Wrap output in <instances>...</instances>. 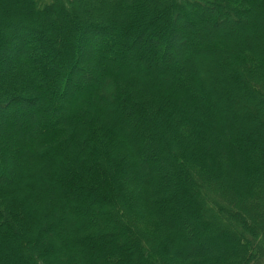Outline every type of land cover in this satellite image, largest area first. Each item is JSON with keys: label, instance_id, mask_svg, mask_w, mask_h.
<instances>
[{"label": "trees", "instance_id": "trees-1", "mask_svg": "<svg viewBox=\"0 0 264 264\" xmlns=\"http://www.w3.org/2000/svg\"><path fill=\"white\" fill-rule=\"evenodd\" d=\"M0 264H264V0H0Z\"/></svg>", "mask_w": 264, "mask_h": 264}, {"label": "rangeland", "instance_id": "rangeland-1", "mask_svg": "<svg viewBox=\"0 0 264 264\" xmlns=\"http://www.w3.org/2000/svg\"><path fill=\"white\" fill-rule=\"evenodd\" d=\"M222 23H223V21H222ZM91 30V29H90ZM92 31V30H91ZM79 41V40H78ZM80 43H81V50H83V44H82V41L80 40ZM78 45V46H79ZM85 50V49H84ZM106 50V49H105ZM178 58V57H177ZM80 78H83V75L82 76H79ZM18 104H14V106H17ZM23 105V104H22ZM18 106H20V105H18ZM214 231V230H213ZM215 234H216V232L214 231V233H212V236H215ZM202 240H204V239H202ZM205 242H210V241H208V240H204ZM211 241H215V240H211ZM203 248V247H202Z\"/></svg>", "mask_w": 264, "mask_h": 264}]
</instances>
